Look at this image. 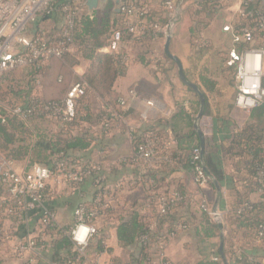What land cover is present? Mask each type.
Instances as JSON below:
<instances>
[{
    "label": "trees",
    "instance_id": "obj_1",
    "mask_svg": "<svg viewBox=\"0 0 264 264\" xmlns=\"http://www.w3.org/2000/svg\"><path fill=\"white\" fill-rule=\"evenodd\" d=\"M216 1L200 0L197 3L198 11L194 10L196 8H190L191 21L188 30L192 38H195L208 28L209 17L217 9ZM61 2L62 0L56 2V13L53 16L41 18L33 26L32 29L36 36H42L51 41L62 40L59 36L60 28L64 22V17L60 11ZM249 12H255L254 18L237 17V21L234 23V32L239 34L242 28L249 27L255 34L256 47H264V30L262 31L257 27L260 17L264 16V3L262 0H256L249 4L246 13ZM112 13L113 7L110 5L105 11L94 12L91 15L80 17L73 32L74 48L70 52H66L62 57L63 59H72L73 67L80 65L79 59L88 63V68L81 80L75 79V82L84 83L87 86L86 95L77 101V118L71 122L51 119L59 129V138L44 140L34 134L29 127V123L11 116H8L7 122L3 123L0 117V150L6 159L14 162L28 161L29 166L38 163L51 170H55V163L58 161H65L69 164L75 163L78 166L87 161L99 163L103 166L105 175L103 184H96L98 174L94 172L84 183L80 185L73 184L66 190L67 192L70 190L69 194L66 195L67 197H77L75 199L78 202L70 199L71 202L69 203V205H75L74 211L81 203L88 204L90 208L100 210L102 205L106 203V199L100 200L105 195H112L118 199L113 208L109 206L104 210L103 220L100 223V232L91 241L88 255L92 257L91 249L97 254L107 250V225L112 224L116 228L120 247L126 251V259L122 264H142V262H147L149 257L147 252L149 247L141 243V239L144 236L148 235L154 239L156 236L162 235L166 237L169 243L172 239L168 238L169 235L172 234L174 235L173 238H177L190 229V218L185 213L192 206L191 196L186 186L179 182H172L170 177L181 171L192 173L191 153L196 148L200 150L202 148L200 136L195 129V119L200 110V100L196 96V108L193 114L181 107L178 113L168 120L159 119L155 122L143 123L137 129H129L127 124L123 122V118L125 119L131 110L123 111L118 104H115L112 96L116 81L125 77L133 64L156 67L162 71L165 69L164 62L169 61L173 65L175 64L164 52L160 56L164 62L154 64L152 50L157 42H160L161 39L164 40V36L153 31H149L137 38L124 37L121 54L127 51H131L133 54L132 59L128 63L120 59V55L101 53V49L110 45L113 30L116 27L115 19L112 21L109 17ZM102 16L104 17L102 18ZM200 17H203L206 21L202 19L203 22L200 21ZM244 48H248V46H237L239 51ZM228 56L229 53L225 56L226 69L231 72L235 68L227 65ZM44 72L45 69L41 70L39 74H32L31 78L36 77V75L41 77ZM210 82L213 83L211 79H206L207 85L210 86V92H212L213 88ZM262 85L264 87V79ZM27 98H30V96ZM205 98L206 110L199 123L200 131L204 137V159L202 165L210 178V187L216 190L217 185L221 189L224 185H230L233 179L226 176L224 170L219 167L213 157V152L209 145V137L207 132L205 133V128L208 127V123L205 121L208 112V99L207 96ZM40 100L44 103L56 101ZM29 101L31 99L27 100V102ZM228 109L229 116L235 126L227 153L238 161L237 166L241 167L239 172L244 173L246 178H238V181H242V191L237 192L236 202L230 214H225L223 218L231 223L236 237L247 247L243 248L245 252L237 258V261L242 264H264V258L258 256L252 258L246 253V250H253L255 246H264V235L259 236V226L264 223V204L261 201V197L258 202H251L246 197L251 193H259L261 185L258 183L257 178L260 172L264 173V102L251 111L249 115L236 108L235 105H230ZM112 115H115V118ZM105 120L115 122L116 126L103 131L101 124ZM116 130L127 131L128 135L130 132L133 154L119 158L115 162L114 166L120 168L123 172L120 176L114 174L111 178L110 169L106 168V161L111 157L110 141ZM170 134L176 141V147L167 153L164 150V145ZM148 143H151L154 147L156 160L153 166L147 168V172L142 174L137 168V151L140 146ZM93 149L100 155L97 160L92 158L91 151ZM107 149H110L109 152ZM102 152H105L104 155L101 154ZM130 177H135L136 182L137 178H141L142 182L140 183L145 197L141 202L138 201L127 207L123 205L125 193L116 192L115 190L119 184ZM233 178L234 180L237 179L235 176ZM88 182L93 185L91 195L84 191V186ZM50 191L51 187L48 186L45 194ZM161 191L166 196L177 192L182 196V200L164 217L159 216L155 212L146 213L145 206L149 194L153 192L161 194ZM60 196L63 199H68L63 195ZM60 196L56 195L54 199L46 204V207L55 214H58L56 206ZM197 206L204 215V223L197 233L205 239L216 236V234L218 236L220 233L219 224H222L223 218L221 222L211 218L206 211L202 210V200ZM151 207L156 209V203L153 202ZM5 211H12L11 216L6 217L10 221V232L14 228V223L18 220L21 221L19 232L16 233V236L20 235V232L23 235L36 233L42 227L40 222L48 218L42 211L26 214L17 210L16 202L6 197L5 190L0 188V214ZM240 211L242 212L240 213ZM47 220L46 233H51L54 240L46 245L41 257L51 255L50 264H84L83 260L77 262V253L67 236V230L74 224V220L71 224H64L60 221V226H56V223L50 219ZM153 225L156 226L155 230H151ZM178 226L180 229H178ZM185 226L186 228L183 229ZM232 247L234 246L230 245L229 239L225 237L224 254L226 259H234V253L229 250Z\"/></svg>",
    "mask_w": 264,
    "mask_h": 264
},
{
    "label": "built area",
    "instance_id": "obj_2",
    "mask_svg": "<svg viewBox=\"0 0 264 264\" xmlns=\"http://www.w3.org/2000/svg\"><path fill=\"white\" fill-rule=\"evenodd\" d=\"M57 1L60 0H0V86L6 76L16 71H30L32 76V74H39L52 60L61 59L66 52H70L74 48L73 32L76 29L79 18L84 15H91L94 12H101L98 9L91 11L88 8V0H62L60 11L64 17V22L59 34L62 40L51 41L45 37L36 36L32 29L33 26L41 18H48L56 13ZM255 1L217 0L216 3L217 9H221L238 2L240 6L238 17L254 18L255 12L246 13V10L248 5ZM262 2L264 3V0ZM114 14L116 27L113 30L111 43L101 49L100 52L116 56L120 55V59L128 63L132 59L133 54L131 51L121 54L122 42L125 36L137 38L149 31H153L163 35L164 40H161L164 42L168 36H172L178 27L182 12L179 0H122L120 13ZM257 27L262 31L264 30V16L260 17ZM224 31L232 34L235 45L229 52L227 59V65L234 67L236 72L235 107L250 113L264 102V87L262 85L264 79V47H256L255 34L249 27L242 28L240 33L236 34L233 24L230 27H225ZM192 45L199 51L206 50L209 43L201 34L194 38ZM239 45H247L248 48L239 51L237 50ZM152 51L154 64L164 62L160 58L161 54L156 46H154ZM164 68H167L166 62H164ZM39 78L40 76L36 75L35 79L38 80ZM86 92L87 86L84 83H77L70 87L65 99L62 101L44 103L39 98H31V101H26L23 105H15L10 108L0 105V117L3 123L7 122L8 116L16 117L26 123H29L34 118L71 122L77 118V101L85 96ZM138 100L139 97L133 90L129 92L128 98L120 99L118 105L123 111H130ZM146 106L147 108L141 114L142 122L144 124L155 122L156 120L152 116L159 109L158 102L154 100L147 101ZM113 118H115V115ZM123 122L126 123L124 118ZM115 126L116 123L113 121L105 120L101 124L103 131ZM175 147L176 141L170 134L165 142L164 150L168 153ZM107 150L109 152L110 149ZM104 153L102 152L101 154L104 155ZM191 158L193 182L202 193L201 208L215 221L221 222L223 214L210 207L206 195V190L210 188V178L202 165L201 150L198 148L194 149L191 153ZM137 159V168L142 174L147 172L146 169L153 166L156 160L153 145L148 143L140 146L137 151ZM94 172L98 174L96 184H103L105 175L103 166L99 163L85 161L78 166L75 163L69 164L65 161H58L55 163V170L34 163L25 172L19 173L15 169L14 161L3 158L0 163V188L2 185L6 187L5 196L16 202L17 210L26 214L42 211L47 215V219L54 221L56 226H60L58 214L51 212L46 207L47 202L58 195L53 185L66 186V189L69 186H73V184L80 185ZM134 178L125 179L116 187L115 191L133 193L135 190L142 188L141 178H137V182ZM257 181L261 185L259 194L264 204L263 172L258 174ZM48 186L51 187V191L45 194ZM104 199H106L107 204L104 203L100 210L90 208L88 204L81 203L74 211V224L68 228L67 236L77 253V262L83 260L84 264H102L99 257H90L88 255V249L91 241L100 232V223L103 220L104 210L109 206L113 208L118 200L117 197L112 195H105L100 200ZM181 200L182 196L177 192H173L170 196H166L163 191H161V194L153 192L149 194L146 200L145 212H155L159 216L164 217ZM153 202L157 205L156 209L151 207ZM11 212L5 211L1 214L7 217L11 216ZM47 219L40 222L42 224L41 229L36 233L27 235H23L20 232V235L16 236V233L19 232L21 221L18 220L14 223L13 230L6 235L7 242L11 237L16 239L12 251L14 259H29L30 262H35L41 257L46 245L54 240L51 233H46ZM155 228L156 226L153 225L151 230H155ZM185 228L186 226L183 227V229ZM178 229H180L179 226ZM263 235L264 223L259 226V236ZM173 237L174 235L171 234L168 238ZM0 243H3V241H0ZM141 243L149 247L147 251L148 260L147 262H142V264H171L167 256L168 241L165 236L158 235L152 239L147 235L141 239ZM218 260V258L215 259V261Z\"/></svg>",
    "mask_w": 264,
    "mask_h": 264
},
{
    "label": "crops",
    "instance_id": "obj_3",
    "mask_svg": "<svg viewBox=\"0 0 264 264\" xmlns=\"http://www.w3.org/2000/svg\"><path fill=\"white\" fill-rule=\"evenodd\" d=\"M179 3L181 5L182 14L179 25L171 36L172 40L170 44V52L181 61L186 78L189 79L188 81L196 85L202 91L204 96H207L208 112L205 121H207L208 127L205 128V133L207 132L209 137V145L213 152L214 159H216L219 167L224 170L226 176L233 179V182H231L230 185H224L221 187V192H218L217 188L216 190H213L210 187L206 190V195L209 200L210 207L225 216V214H230L232 207L236 202L237 192L242 191V181H238V178H246L244 173L239 172L241 167L237 166L238 161L233 157H230V154L227 153L230 138L235 126V123L229 116L228 108L230 105H235L236 83L232 86L235 90V94H233L235 96L225 97L223 90L231 88L230 80L226 79L228 76H226L228 73H226V71H228V69L224 67L219 70L217 67L212 70L211 64L205 63L206 54L210 49L208 48L209 50L206 49L197 51L192 45L194 38L191 37V34H185L187 37V45L184 47L185 42L182 40V35H184L182 33V26L184 25L181 22L182 15L183 13H186L191 19V14L189 12L190 8L194 9L195 7L196 9L194 10H198L195 5L189 6L191 0L179 1ZM186 7L187 10L185 11ZM239 10L240 6L238 2H234L226 8L216 9V11L209 17L208 28L201 34L206 37V39H209L213 45L216 41H224L225 39L229 40L230 38L232 41V46L229 50L230 52L235 45L233 43L232 34L224 31V28L232 26L237 21ZM215 17L221 18L218 25H216L213 21ZM201 19L202 17L199 18L200 21H202ZM165 43L166 40L164 42L161 40L156 44L160 54L163 52L165 53ZM79 62L80 65L73 67L72 71L75 79L81 80L88 68V63L82 59H79ZM224 64L226 65V62ZM166 66L167 68L162 71L155 67H145L133 64L129 68L127 75L116 81L112 95L116 105L120 99L128 98L130 91L134 90L139 97V100L135 102L129 115L125 118V122L129 129H137L143 124L141 114L147 108L146 102L151 100H154L159 104L158 111H156L152 116L155 120H168L176 115L181 107L185 108L192 114L195 113V102L198 97L197 94L181 82L178 74V78L175 81V69L171 62L166 61ZM206 79H211L213 82H210L213 88L212 92H210V86L207 85ZM146 87L151 88L155 95L144 92ZM155 96H157V99ZM250 113L246 114L249 115ZM42 121L51 123L55 131L52 134L50 132H43V134L40 135L38 134V138L44 140L59 138V129L56 123L49 119H40V122ZM30 123L31 122H29V124ZM110 143L112 153L111 157L106 161V168L108 170L110 169L112 178L114 174L120 176L123 172L120 168L114 166L115 162L119 158L131 156L133 154V146L128 132L120 130L115 131ZM91 153L94 160L100 158V155L97 154L95 149H93ZM28 167V161L15 162V169L19 173L25 172ZM233 176L237 177V179L234 180ZM170 180L174 183L179 182L186 186L192 201L191 208L186 210L187 212L185 213V215L190 218L189 231L181 234L177 238H172L168 243L167 256L170 262L172 264H223L222 259L220 260L221 255L219 249L221 230L218 236L216 234V236L206 239L202 238V236L197 233L199 228L201 229V225L204 223V215L197 206V204H199L202 200V193L193 182V174L185 171L177 172L170 177ZM53 186L55 187V190L59 192V195H63L68 198L63 199L61 196L59 197L58 205L56 206L58 218L64 224H71L74 220L75 205L72 206L69 205V203L71 202L70 199H74V202H78L77 199H75L77 197H67L66 195H68L69 192L66 191L68 190V188L66 189V186ZM84 191L89 195L92 194L93 185L91 182L85 184ZM123 197V205L129 207L138 201H142L144 198V190L139 188L133 193H125ZM246 197H248L251 202H258L260 194L251 193ZM222 224L224 227V240L225 237L228 238L229 244L234 246L229 250L234 253L235 257L234 259H227V262L228 264H242L237 261V258L244 254L245 251L243 248L247 247L240 242L241 240L239 238L236 237L233 227L227 219L225 220L223 218ZM107 227V250L103 253L97 254L91 249V254L92 256L99 257L102 264H122L126 259V251L123 250L118 243L116 228L112 224L109 226L107 225ZM15 243V237H11L4 248L5 251L1 252L5 261L2 263L0 262L1 264H50L52 259L51 255L41 257L35 260V262H30L29 259H14L12 251ZM246 253L252 258L257 256L264 258V246H255L253 250H246ZM216 258L219 260L215 261Z\"/></svg>",
    "mask_w": 264,
    "mask_h": 264
},
{
    "label": "rangeland",
    "instance_id": "obj_4",
    "mask_svg": "<svg viewBox=\"0 0 264 264\" xmlns=\"http://www.w3.org/2000/svg\"><path fill=\"white\" fill-rule=\"evenodd\" d=\"M200 2L199 0H191V3L189 6H197V3ZM114 5L112 3L109 4V6ZM195 8V7H194ZM187 10V7L185 8V11ZM104 16H102L103 18ZM111 20L113 21L115 19L114 12L109 16ZM202 20L203 19L202 17ZM206 21V20H205ZM204 21V22H205ZM214 23L218 25V22L221 21V18H214ZM181 22L184 24L182 26V40L185 42V45H187V37L185 34H189V24H190V18L189 15L186 13L182 15ZM203 22V21H202ZM181 24V23H180ZM200 27H202L200 25ZM198 34L197 36H199ZM206 39V37H204ZM209 43V51L206 54L205 63L211 64L212 70L226 67L225 63V56L229 53V50L232 46V41L230 40H224V41H216V43L213 45V43L206 39ZM183 47V48H184ZM210 62V63H209ZM73 60L72 59H55L52 60L47 67L45 68L44 74L37 80L35 77L31 78V72L26 70H19L16 71L4 79L3 83L0 86V105L6 106V107H12L15 105H23L28 99L31 98H40V99H46V100H56V101H62L65 99L67 95V91L69 88L76 84L74 73L72 71L73 68ZM176 78L177 80V67L174 65ZM211 70V69H210ZM235 71V70H234ZM234 71H226V76L228 80L231 82V88L228 90L227 88L224 91L225 97L227 96H235L234 88L232 86L235 85V73ZM225 76V77H226ZM144 92L155 95L154 91L146 87ZM156 93V92H155ZM30 96V98H27ZM157 99V96H155ZM29 124L30 129L34 132V134L37 136L38 134H43V132H50L51 134L55 131L53 129L51 123L42 121L40 122L39 118H34L30 121ZM38 137V136H37ZM5 158L4 154L0 150V163L1 160ZM25 162V161H24ZM1 189L5 190V186H1ZM62 191V190H61ZM57 196L59 195V192H57ZM10 221L9 219H6V217L2 214H0V241H3V243H0V262L4 261L3 254L1 252L5 251V246L7 243L6 235L10 232ZM5 262V261H4Z\"/></svg>",
    "mask_w": 264,
    "mask_h": 264
},
{
    "label": "water",
    "instance_id": "obj_5",
    "mask_svg": "<svg viewBox=\"0 0 264 264\" xmlns=\"http://www.w3.org/2000/svg\"><path fill=\"white\" fill-rule=\"evenodd\" d=\"M110 2L113 3V5H114L113 12L116 13V14H119L120 13V8H121V5H122V0H88V8L91 11H95L97 9L100 10V11H105L107 9L108 4ZM171 40H172L171 36H168L166 38V43H165V47H164L165 54L168 56V58L170 60H172L176 64L177 70H178V76H179V79L181 80V82L185 86H187L188 88L193 90L197 94V96L199 97V100H200V110H199V113H198V115H197V117L195 119V129L198 132V134L200 136V140H201V146H202V148H201V158H202V162H203V159H204V137H203L202 132L200 131L199 123H200V120L202 119V117L204 116V113H205L206 99H205V96L202 93V91L196 85H194L193 83L188 81V79L186 78V75H185V72H184V68H183V65H182L181 61L177 57L172 55V53L170 52ZM216 185H217V183H216ZM217 191L221 192V189H220V187L218 185H217ZM219 228L221 230L220 248H219L220 249L221 259L223 261V264H228L226 256L224 254V233H223V226H222L221 223L219 224Z\"/></svg>",
    "mask_w": 264,
    "mask_h": 264
}]
</instances>
